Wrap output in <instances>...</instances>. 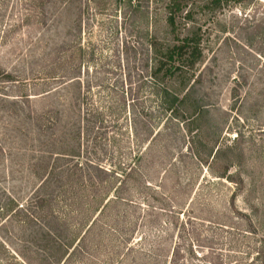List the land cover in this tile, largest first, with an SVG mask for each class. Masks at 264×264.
Masks as SVG:
<instances>
[{
  "label": "rangeland",
  "instance_id": "1",
  "mask_svg": "<svg viewBox=\"0 0 264 264\" xmlns=\"http://www.w3.org/2000/svg\"><path fill=\"white\" fill-rule=\"evenodd\" d=\"M169 1L0 0V264L43 246L2 223L38 186L97 216L65 264H264V0Z\"/></svg>",
  "mask_w": 264,
  "mask_h": 264
},
{
  "label": "trees",
  "instance_id": "2",
  "mask_svg": "<svg viewBox=\"0 0 264 264\" xmlns=\"http://www.w3.org/2000/svg\"><path fill=\"white\" fill-rule=\"evenodd\" d=\"M220 1L221 0H215L216 3ZM167 10L168 16L166 21L168 26L173 29L175 25V15L180 10L179 2L176 0L169 1ZM160 55L162 56L160 60L169 63L167 66V63L164 64L159 62L160 65L158 69H164L165 73H170L172 69L179 68V65L183 67H193L201 56L198 47V39L185 37L180 44L166 47L165 51L160 52ZM55 188H58L59 195L62 196L61 201L63 202V200H66L64 208L66 207L67 209L68 207H72L74 205V197L78 193L79 188L72 189L70 184H59L55 186ZM45 190L44 187H36L27 198L25 205L18 204L16 200L10 198L9 201L11 205L6 206L5 210L4 208L2 209L5 214L2 223L14 220L23 225L30 223L37 227L38 231L36 233L38 234H35L38 235V237L36 236L37 240L26 241L28 243H40L43 244V246H41V248L37 247L36 252H16L26 264H65L76 248H81L82 250L83 247L84 250L97 216L86 221L84 220V222L78 224V228L75 227L76 230L73 231L71 230V226L64 223L61 225L59 223V217L61 216L64 218L68 213L61 212L58 209L54 210L53 203L57 194L55 192H44ZM82 190L84 189L82 188ZM113 199L117 200L118 197L115 196ZM109 201L110 198L106 203ZM87 205L89 206L90 203ZM102 208H104V206H102ZM101 211L102 209L99 214ZM21 216L22 219H19ZM33 257H35V261H32Z\"/></svg>",
  "mask_w": 264,
  "mask_h": 264
}]
</instances>
